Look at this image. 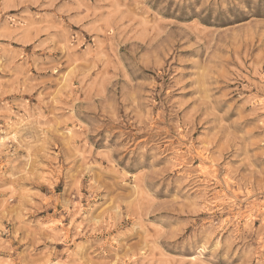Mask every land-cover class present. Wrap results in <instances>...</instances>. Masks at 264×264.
Listing matches in <instances>:
<instances>
[{"label":"rangeland","instance_id":"rangeland-1","mask_svg":"<svg viewBox=\"0 0 264 264\" xmlns=\"http://www.w3.org/2000/svg\"><path fill=\"white\" fill-rule=\"evenodd\" d=\"M0 264H264V0H0Z\"/></svg>","mask_w":264,"mask_h":264}]
</instances>
